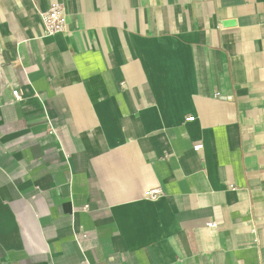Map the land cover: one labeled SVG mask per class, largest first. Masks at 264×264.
<instances>
[{
  "label": "crops",
  "instance_id": "obj_1",
  "mask_svg": "<svg viewBox=\"0 0 264 264\" xmlns=\"http://www.w3.org/2000/svg\"><path fill=\"white\" fill-rule=\"evenodd\" d=\"M0 264H264V0H0Z\"/></svg>",
  "mask_w": 264,
  "mask_h": 264
},
{
  "label": "built area",
  "instance_id": "obj_2",
  "mask_svg": "<svg viewBox=\"0 0 264 264\" xmlns=\"http://www.w3.org/2000/svg\"><path fill=\"white\" fill-rule=\"evenodd\" d=\"M40 18L43 36H51L65 31L66 13L62 4L52 3L46 11L40 12ZM10 95L14 100L21 99L17 90H12ZM188 119H191V117ZM195 148H200V145H196ZM160 195L161 191L158 188L149 189L144 193V197L149 200H154Z\"/></svg>",
  "mask_w": 264,
  "mask_h": 264
}]
</instances>
